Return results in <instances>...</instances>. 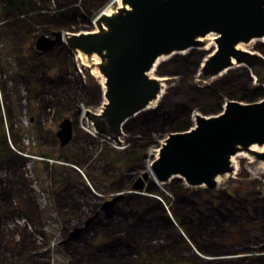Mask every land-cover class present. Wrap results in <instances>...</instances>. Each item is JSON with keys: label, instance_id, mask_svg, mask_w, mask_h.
<instances>
[{"label": "rangeland", "instance_id": "1", "mask_svg": "<svg viewBox=\"0 0 264 264\" xmlns=\"http://www.w3.org/2000/svg\"><path fill=\"white\" fill-rule=\"evenodd\" d=\"M25 1L29 10L17 17L10 10L2 12L0 6V126L8 148V154L0 158V264H135L146 255L163 254L176 264L264 261L263 253L258 252L264 244V172L263 167L246 156L234 159L236 167L216 183L210 195L203 189L182 184L170 191L167 184L159 186L160 196L153 194L157 204L136 209L133 219L113 213L117 206L107 214L96 208L104 200L101 198L132 193L128 182L132 185L144 172L157 150L155 144L162 143L166 134L156 137L158 140L148 148H142L143 162L141 155L128 160L126 165L115 162V167H108L103 158H114L113 152L123 158L141 153L135 152L136 148L126 150L127 141L122 139L115 145L92 137L95 133H88L90 124L78 114L72 120V142L58 147L53 137L55 126L63 118H71L72 113L65 110L66 102H71L73 95L84 100V85L101 88V80L95 74L97 69L91 58L84 57L85 64L82 63L78 53L69 51L63 40L44 52L35 51L33 43L39 36L53 40L54 33L65 38L72 31L94 30L92 19L111 0ZM243 47L254 52L264 64V44L249 42ZM213 49L214 45H209L202 52L208 54ZM195 61L191 56L165 62L160 69L169 77L153 73L155 78L165 79L161 88L163 110L189 109L190 125L202 108L216 109L218 100L208 98L206 90L221 78L229 75L226 84L232 86L231 99L242 103L246 101L235 97L248 98L252 91L264 90V68L259 67V62L239 72L251 77L250 83H243V79L235 80L238 72L203 80L196 75L199 68L193 67ZM57 80L64 84L59 89L52 86V81ZM48 93H55L56 97L52 99ZM219 98L222 102L226 100L222 95ZM42 99L49 101L50 106L40 112L38 100ZM96 99L94 93L89 95L88 106L75 102L71 106L86 107L95 113L102 103L96 105ZM90 142L98 148L88 152ZM59 158H67L69 163L55 161ZM141 162L142 168H133ZM118 165L123 168H117ZM137 194L148 196L144 192ZM153 195L150 197L154 198ZM210 202L233 208L232 227L227 228L231 223H226L227 226L214 223L204 210L209 209ZM197 203L199 207H194ZM90 212L99 214L76 238L66 241L73 228L83 227L91 217ZM202 222L212 223L209 232L220 233H209L200 243L192 231L201 230ZM220 246L222 251H218ZM227 253L232 254V259L227 257L230 255L224 256ZM215 254L224 258L217 260Z\"/></svg>", "mask_w": 264, "mask_h": 264}, {"label": "water", "instance_id": "2", "mask_svg": "<svg viewBox=\"0 0 264 264\" xmlns=\"http://www.w3.org/2000/svg\"><path fill=\"white\" fill-rule=\"evenodd\" d=\"M120 6L108 17L97 13L95 32L65 38L54 33L53 40L39 36L33 43L35 51L44 52L63 40L69 51L98 58L95 67L104 90L101 93L99 87L103 102L95 129L115 143L120 126L159 94L158 78L146 75L158 57L201 48V39L213 34L214 49L201 57V79L215 78L233 66L232 60L246 67L255 61L264 68L256 55L236 49L264 37V0H120ZM59 129L56 137L62 146L71 138L69 122L62 121ZM251 146L264 147V97L252 103L225 100L218 113L195 114L185 131L167 134L131 190L140 192L148 178L165 183L171 177L187 187L214 189L217 176L231 173L230 158ZM250 154L264 164V152ZM117 199L118 195L104 201L101 210L108 212ZM95 216L73 228L66 241L76 238ZM258 252L264 256V244Z\"/></svg>", "mask_w": 264, "mask_h": 264}, {"label": "trees", "instance_id": "3", "mask_svg": "<svg viewBox=\"0 0 264 264\" xmlns=\"http://www.w3.org/2000/svg\"><path fill=\"white\" fill-rule=\"evenodd\" d=\"M0 6H1L2 12L5 10H10L11 12H14L16 14V17L19 16L21 13L29 10L25 0H0ZM58 16L59 15H57V17ZM64 16H62V18H65ZM95 16H94V18H95ZM93 19H92V21H93ZM92 21L90 23L91 27H93ZM86 31H89V30L87 29L84 32H86ZM79 32H81V31H72L70 33H79ZM257 43H260V42H257ZM263 44H264V42H263ZM263 44H262V46H263ZM194 52L196 53V52H202V51L190 50L186 53V54L189 53L188 55H186V54L175 55V56L168 59L170 61L166 60L164 62H161L155 70L156 76L157 77H165V76L169 77L166 75L167 72L160 69V66L162 64H165V62H171V61L176 60V59H177L176 62H178L180 60H185L186 58L193 56V55H191V53H194ZM202 53L204 54L205 52H202ZM201 57H202V55H200L199 58L197 59V61H195V63L193 64V67L195 66V68H200V65L203 61V59L201 60ZM232 71L233 70H231L229 72H232ZM229 72H227V73L231 74ZM176 73L180 74L181 76H184V74L175 72V74ZM196 75H197V73H196ZM228 77H229V75L227 76V78L226 77L222 78L223 79L222 84H219L221 87H218V88L214 87V88H211L209 91V93H210L209 98H211V100H215V99L218 100V102L216 103V105H217L216 109L210 110L209 112H204V111L200 112L199 111L200 114L213 115V114L218 113L220 106L222 104V100L219 98V96H221V95L225 96L226 100L235 101L234 99H231V98H234V96L232 95L233 92L231 91V89H232L231 84H229V85L226 84L227 79H228V81L230 80V78H228ZM240 79H243V81H242L243 83H250V80H251V78L248 77V73H244V74H240V75H239V73H237L235 80L240 81ZM219 80H221V79H219ZM60 81H61V79H60ZM60 81L57 80V83L55 81H54L55 83L52 81V83H53L52 86H54V88L59 89L60 86H62L61 85L62 83ZM40 85H41V87L43 86L42 83H40ZM213 85H215V83H213ZM213 85H211V86H213ZM216 85H218V84H216ZM243 88L247 89L245 86ZM198 91H200V90H198ZM48 94L55 95L54 93H48ZM263 97H264V90L256 89L255 91H252L250 93V96L248 98H245L243 96H239V97H235V98H240L241 100L246 101L245 103H252V102H256V101L262 99ZM162 98H163V96H162ZM162 98L159 100V102L157 103V106L154 109H150L148 111H145V112L139 114L138 117L136 116L137 117L136 119L129 122V124L125 127V130H124V133L128 134L127 135L128 138H131V136H130L131 132L134 133V137H136V138L150 139V138L158 137L161 134H169V133H173V132L185 131L190 126V124L188 123V120H187L189 117L188 116L189 109H187V108L185 109L184 107L178 108V109H174L173 110L174 112L170 111L171 112L170 113L169 111L163 110L164 107L162 104ZM238 102H242V101H238ZM8 110H9V107L7 106L6 112H8ZM0 142H1V144H0V158H4L5 155L8 154V148L6 146L5 138L3 136L2 126H0ZM140 153L141 154L135 153V154L131 155V158H128V157H124V158L121 157L120 158V157L114 156L117 159H115V158L107 159L106 156H104L103 159H104V162L106 163V165L108 167L115 166L114 165L115 162L126 165V163H128L130 160L136 158V156H141L142 152H140ZM55 161L65 163V164L69 163L67 158H59V159H56ZM20 162H21V165L23 166L24 162H22V160ZM117 167H121V165H118ZM121 168H123V167H121ZM173 181H178L179 183H173ZM171 182L172 183L170 184V186L166 187V188L170 189V191H172L173 186H176L178 184H182L185 186V184L179 179H174ZM152 183H153L152 185L148 183L142 191V192L148 194V196L147 195H140V194H137V195L136 194H126V195L122 196V198L118 202L117 211L114 210L113 213H116V212L119 213L120 217H122V218L126 217V219H130V218L133 219L134 215H136V211L139 210V208L144 209V207H146V205H149L151 203L157 204V199H155V196L153 194L160 196V193L157 189V188H159V186L153 181H152ZM178 189H180V187H178ZM200 189H204V188H200ZM203 191L208 192V193L212 192V191H207V190H203ZM151 194L154 196V198L150 197ZM216 200H218V199H216ZM210 203H211V205H209V207H208L209 209L208 210L204 209V210H205V212H207V214L210 216V218L213 219L214 223L220 224L219 226H223V225L227 226L226 223H231L232 225L227 226V228L232 227L234 225V223H233L234 217H232V214L234 213L233 208H224V207H222V205L220 203L218 205H215L214 202H210ZM202 205H204V204H202ZM98 206L99 205H96V208ZM193 206L199 207L198 203L194 204ZM157 207L159 208L158 205H157ZM201 208H203V207H201ZM153 209L156 210V205L153 206ZM262 210L264 211V208H262ZM154 212H157V211H154ZM253 212L255 214V211H253ZM198 213L201 215V217L203 216L200 213V210H198ZM90 214H92V212H90ZM262 217H264V212L262 214ZM214 218H216V220H214ZM126 219L124 221L126 223H128V221ZM165 219H166L165 220L166 222L171 223L170 220H168L167 218H165ZM179 219H180V217H179ZM261 220H263V218ZM217 221H219V222H217ZM201 224H203L201 227V230H200V228H199V230H196L197 228L195 227V230L197 232L192 231L194 233L197 241L199 240L200 243H203V239L205 237H208L210 235L209 233H211V234L220 233L219 230H217V231L215 230L214 232L208 231V229L210 227H212V223L206 224V222H202ZM214 227H216V226H214ZM195 232H196V234H195ZM177 238H180V236L177 235ZM221 248L222 247L220 246L218 251H220V250L222 251ZM227 255H230V256H227ZM231 255L232 254L227 253L224 256L225 257L227 256L229 258L231 257L230 259H232ZM214 256L217 257V260L224 258L220 254L219 255L215 254ZM226 260H228V259H226ZM228 262H229V264H233V263H237V262H239V264H247V263H251V262L253 264H264V261L258 262V261H254L252 259L230 260ZM135 264H176V261H173L172 259H167V256L165 254L158 255V256L146 255L142 259L135 262Z\"/></svg>", "mask_w": 264, "mask_h": 264}, {"label": "flooded vegetation", "instance_id": "4", "mask_svg": "<svg viewBox=\"0 0 264 264\" xmlns=\"http://www.w3.org/2000/svg\"><path fill=\"white\" fill-rule=\"evenodd\" d=\"M57 43H55L52 47H54L55 45H56ZM263 44V43H262ZM203 46H204V44H203ZM202 46V47H203ZM52 47H50V48H52ZM201 47V48H202ZM247 53H249V54H252V55H254L255 53L254 52H247ZM189 54V53H188ZM203 53L202 52H194V53H191V55H193L196 59H198L199 58V56L200 55H202ZM177 60V59H176ZM258 62H255V61H252V66H254V65H256ZM260 67V66H259ZM246 66H244L243 65V68H236L235 70H233L232 72H229V73H233V72H240V71H244V69H245V71H246ZM260 68H262V67H260ZM228 74V73H227ZM248 77H250L249 75H248ZM251 78V77H250ZM216 79V78H215ZM222 78H221V80H218V81H216V82H214L215 83V85L216 84H222ZM62 83V82H61ZM61 85H64L63 83L61 84ZM213 85V84H212ZM215 85H213V86H209L210 88H208L207 90H206V93H207V95H208V98H209V96H210V93H209V91H210V89L211 88H214L215 87ZM60 88H61V86H60ZM83 90H84V100H80V98H76V97H74V95L72 96V99H71V102H75V104H83L84 106H88V101H89V95H94V93H95V95H96V101H97V103H96V105H99L100 104V102H101V97H100V95H99V85H97V87L96 86H94V87H92V88H90V87H85V85H84V88H83ZM97 92V93H96ZM55 94V93H54ZM51 97H52V99L54 98V97H56V94L55 95H51V94H49ZM71 102H70V100L69 101H67L66 102V107L67 108H65V110H67V111H72V113H71V118H63L56 126H55V128H56V131H55V133H54V135H53V137H54V140L57 142V145H58V147H60V148H62L63 146H66V145H69L71 142H72V140H73V133H74V129H73V127H74V123H73V118L75 117V116H77L78 114L80 115H82V116H84V119L86 120V122L87 123H89L90 124V130H88V133H92V132H94L95 134H92V135H95V136H92V137H97L98 138V140H100V141H102V139H104L105 141H108V142H113L115 145H119L120 144V139H122V141H124V142H126L127 141V145H128V147L126 148V150H129L130 148L131 149H135L136 148V150H134L135 152L136 151H140V152H142L143 150H142V148H148L150 145H153V143L156 141V140H158V138H150V139H139V138H136V137H134V133L133 132H131V134H130V136H131V138H128L127 137V135L128 134H125L124 133V130H125V127L129 124V122H131V121H133L134 119H136L137 117H134V118H131V119H129V120H127V121H125L121 126H120V132H121V135H120V137H118L117 138V143H115L114 141H112L111 139H109V138H107V137H105V136H103V135H99L98 134V132L96 131V129H95V123H96V120L97 119H95V116H97V115H99V113H100V111H97V112H92V111H90V110H88L89 108H86V107H84V109H80L78 106H74V107H72L71 106ZM38 103H40V112L41 111H45L46 110V108H49V106H50V102L48 101V102H46V101H44L43 99L42 100H38ZM47 103V104H46ZM49 105V106H48ZM95 105V106H96ZM101 105H102V103H101ZM48 106V107H47ZM97 108H98V106H97ZM203 109V111L204 112H209L210 110H209V108H207V110H204V108H202ZM100 110H101V108H100ZM88 113V114H87ZM188 116L191 118L192 117V111H188ZM64 120H67L68 122H69V127H70V131H71V138H70V140L65 144V145H60V143H59V140H58V138L56 137V133L60 130L59 129V124L62 122V121H64ZM87 135V134H86ZM90 134H88V136H89ZM167 135V134H166ZM165 135V136H166ZM89 137H91V136H89ZM91 137V138H92ZM160 139V138H159ZM97 140V141H98ZM163 140V139H162ZM148 143V144H147ZM161 144V143H160ZM159 144V145H160ZM155 145H157V147L156 148H158L159 147V145H158V143L157 144H155ZM147 146V147H146ZM95 148H98V147H94V145H93V143L92 142H90V144H89V146L87 147V149H88V152H91V150L92 149H95ZM113 154L116 156V157H122L120 154H117V152H113ZM133 155V154H132ZM116 157H114L115 159H117ZM152 157H154V155H152ZM141 160H142V162H143V160H144V155H142V157L140 158ZM41 162H45V161H41ZM142 162L140 163V165H138V166H135V167H133V168H142ZM150 163V162H149ZM142 164V165H141ZM149 165V164H148ZM148 165H146V167H145V169H144V172L147 170V166ZM62 166H64V165H62ZM65 167H67V168H70V167H68V166H65ZM111 167H115V166H111ZM117 168H121V167H117ZM122 169V168H121ZM134 170V169H133ZM129 171V170H128ZM143 172V173H144ZM142 174V173H141ZM141 174L139 175V177H138V179L141 177ZM130 177V176H129ZM137 179V180H138ZM137 180L131 185L130 184V182H128L129 184H128V187H130L131 189H132V186L133 185H135L136 183H137ZM152 179H147V180H145V181H143L142 182V190H141V192L143 191V189L145 188V186L149 183V184H153L152 183ZM172 182H169L168 184H171ZM173 183H179L178 181H173ZM163 186H166V185H163ZM158 189V188H157ZM159 190V189H158ZM203 190H207V191H213V189H211V190H209V189H203ZM132 191V190H131ZM137 193H140V192H137ZM137 193H124V194H115V195H111V196H108V197H104V198H101V199H104V200H101L102 201V203L98 206V209L100 210V212L102 211L101 210V206H102V204L104 203V201H107V200H110L111 198H113V197H115V196H119V199H117L115 202H114V204H113V206L108 210V212H110L114 207H116V206H118V202L120 201V199L122 198V196H124V195H126V194H136L137 195ZM109 194H112V193H109ZM211 193H209V195H210ZM225 198H227V200H230L231 201V199L228 197V196H225ZM155 199H157V198H155ZM116 203H117V205H116ZM103 212V211H102ZM108 212H106L105 214H107ZM99 214V212H92V214H91V217L92 216H94V215H98ZM95 216V217H96ZM94 217V218H95Z\"/></svg>", "mask_w": 264, "mask_h": 264}, {"label": "bare ground", "instance_id": "5", "mask_svg": "<svg viewBox=\"0 0 264 264\" xmlns=\"http://www.w3.org/2000/svg\"><path fill=\"white\" fill-rule=\"evenodd\" d=\"M119 8H121V6H120V0H111L110 1V3L105 7V9H103L102 10V14L101 15H103V16H106V17H108V16H110V15H112L114 12H115V10L116 9H119ZM97 17L95 16V18L93 19V21H92V26H93V28H94V32L97 30L96 29V21H97V19H96ZM198 40H200V39H198ZM213 40H214V35L213 34H209V35H207L206 37H204L203 39H201V42L204 44V46L202 47V48H194V49H188V50H186V51H184V52H174V53H171L170 55H168V56H160V57H158L155 61H154V63H153V65H152V67H151V69L147 72V77L148 78H150V79H155V77H154V75H153V73L155 72V70H156V68H157V66L161 63V62H164V61H166V60H168L169 58H171V57H173V56H175V55H184V54H186L188 51H190V50H196V51H202V50H205L209 45H214V43H213ZM252 42H260V43H263L264 42V37H262L261 39H254V40H251L250 41V43H252ZM215 47V46H214ZM236 49L237 50H240V51H243V52H247L246 50H245V48L243 47V44H238L237 46H236ZM84 55H82V54H80V53H78V55H77V58H79V60L83 63L84 62V64H85V60H84ZM85 58H87V57H85ZM89 58H91V61H92V65H94V66H96L97 64H98V62H99V60H98V58H96L95 56H91V57H89ZM203 62V61H202ZM232 64H233V66L231 67V68H227V69H225L224 71H222L221 73H219V75H217L216 77H219V76H221V75H223V74H226L227 72H229V71H231V70H234V69H236V68H243V66L242 65H235L234 64V62H233V60H232ZM95 74L97 75V77H99L100 78V80H101V82H100V85H101V93L103 92V90H104V88H103V78H102V76H100V74L98 73V71L97 72H95ZM197 75H198V73H197ZM215 77V78H216ZM215 78H213V79H215ZM209 80V79H208ZM156 81L157 82H159L161 85H160V92H159V94H158V96L156 97V99L154 100V101H152L149 105H148V107L146 108V109H144V111H142L141 113H143V112H145V111H148V110H150V109H154L156 106H157V103L159 102V100L162 98V90H161V88H162V82H164L165 81V79H162V78H158V79H156ZM103 102V101H102ZM141 113H139V114H141ZM138 114V115H139ZM138 115H136V116H138ZM135 116V117H136ZM195 116V115H194ZM193 116V117H194ZM134 118V117H133ZM262 152H264V147H261V148H258V147H256V146H251L248 150H247V152H239V153H236L234 156H232L231 158H230V164H231V167H232V171L234 170V168L236 167V164H235V162H234V159L236 158V157H239V156H246V157H248L249 159H250V161L251 162H253L255 159L253 158V156L250 154V153H262ZM156 155H157V152H155L154 153V158L156 157ZM256 162H257V164H259L261 167H263L262 168V171L264 172V164L263 163H261V162H259V161H257V160H255ZM232 171H231V173H232ZM230 175V173L229 174H224V175H222V176H217L214 180H215V183H218L219 181H221V180H223L225 177H227V176H229ZM174 179H179L178 177H171L170 179H168L165 183H158V182H156V181H153V182H155L158 186H163V185H167L169 182H171L172 180H174ZM179 180H181V179H179ZM182 181V180H181ZM183 182V181H182ZM184 183V182H183ZM185 184V183H184ZM186 186V185H185ZM187 187V186H186ZM188 188H191V187H188ZM195 188H204L203 186H200V187H195Z\"/></svg>", "mask_w": 264, "mask_h": 264}]
</instances>
